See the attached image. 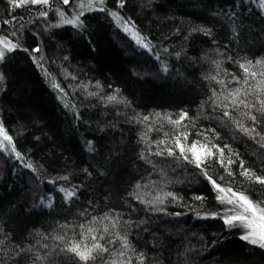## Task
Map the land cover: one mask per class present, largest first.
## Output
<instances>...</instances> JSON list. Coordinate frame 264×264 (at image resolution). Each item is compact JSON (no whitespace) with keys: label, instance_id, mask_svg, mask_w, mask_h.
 <instances>
[{"label":"trees","instance_id":"trees-1","mask_svg":"<svg viewBox=\"0 0 264 264\" xmlns=\"http://www.w3.org/2000/svg\"><path fill=\"white\" fill-rule=\"evenodd\" d=\"M0 51V264H264L212 183L264 207V0H0Z\"/></svg>","mask_w":264,"mask_h":264},{"label":"snow or ice","instance_id":"snow-or-ice-1","mask_svg":"<svg viewBox=\"0 0 264 264\" xmlns=\"http://www.w3.org/2000/svg\"><path fill=\"white\" fill-rule=\"evenodd\" d=\"M11 3L14 4V6L16 7H20L23 4H28L29 2L33 5L35 4H47L48 0H19V2H17V0H10ZM69 0H64V3H68ZM101 3H103V0H100ZM69 23H72V21H68ZM6 47L9 51H11L12 49H14L16 47L15 44H7L6 43ZM5 52L4 51H0V60H2L4 58ZM257 63H261L260 61H257ZM241 67L244 69L245 73H248V68L244 65H241ZM251 75H255V73H252ZM239 92L240 90L237 89L232 95H233V99L231 101V103L233 105H237L238 106V96H239ZM112 99V98H110ZM227 99V98H225ZM240 104H243V101H239ZM261 105L262 108H264V101H261ZM247 106V105H246ZM226 116L228 115L227 112L224 113ZM183 119V116L181 117ZM252 119L254 120L255 117H252ZM176 123H179V121H176ZM0 136H3V139L5 141H8V143H11V137L7 135V133L4 131L3 127H0ZM187 137H185L186 139ZM177 146L180 147L181 149V153L183 154L185 151L184 146L179 142V140H177ZM204 146H201V148L203 149ZM196 148L197 145L193 144L189 149H187L188 151L193 153V157L194 159L197 161V166H199L200 163V156L196 155ZM171 154V153H169ZM208 155H211V151L209 150ZM245 175H248L247 172H245ZM211 179V178H209ZM259 179V182L264 183V179ZM214 187H216L217 191H219L220 193H224L225 195H227V193H230V197L227 198L225 200V195H222L219 197V199L222 202H226L228 204H232L234 205L235 208H240L242 209L241 212L235 214V215H231L229 217H227V219H225V223L232 225L234 221H239L240 225L246 229H250V231L242 236L241 238L244 240H248L250 243L252 244H259L260 247H264V207H260L258 204H254L252 201L248 200V198L244 195H240L234 191H232V189H227L225 190L224 188H221L219 185H217L215 183V181H212ZM71 195V194H69ZM93 239L95 240L96 238L93 237ZM125 247H127V243L125 242ZM96 249H100L101 251H104L105 249H103L101 247L100 244H94L92 249H88L87 247H85L84 250H81L80 245L79 244H75L73 245V247L70 249V251L76 253L80 259L82 260H88L89 258H91V253L92 251L96 250Z\"/></svg>","mask_w":264,"mask_h":264},{"label":"rangeland","instance_id":"rangeland-1","mask_svg":"<svg viewBox=\"0 0 264 264\" xmlns=\"http://www.w3.org/2000/svg\"><path fill=\"white\" fill-rule=\"evenodd\" d=\"M249 231H250V229H249Z\"/></svg>","mask_w":264,"mask_h":264}]
</instances>
